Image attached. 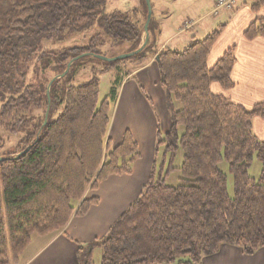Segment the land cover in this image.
I'll list each match as a JSON object with an SVG mask.
<instances>
[{"label": "trees", "instance_id": "obj_1", "mask_svg": "<svg viewBox=\"0 0 264 264\" xmlns=\"http://www.w3.org/2000/svg\"><path fill=\"white\" fill-rule=\"evenodd\" d=\"M142 2V11L106 13V0H0V129L20 135L15 149L0 155V264H17L33 235L58 233L73 216L84 215L97 202L84 198L87 190L109 176L131 173L140 157L137 144L126 131L117 146H110L111 112L123 80L156 57L171 128L164 135L157 131L155 161L139 197L103 239L79 247L78 264H92L95 248L99 264H200L221 245L240 248L246 256L264 248V139L252 130L253 119L264 118V108L246 109L210 91L212 83L224 90L234 86V47L207 66L223 25L203 39L191 38L182 51L157 53L149 39L138 54L113 63L90 56L104 44L99 34L81 46H43L97 26L110 48L132 53L144 41ZM249 6L257 14L264 0H250ZM259 36L264 23L256 18L244 37ZM80 55L85 56L50 86L48 106V84ZM85 59L101 63L100 72L115 71L103 100L98 77L74 85ZM46 69L50 75L41 79L39 71ZM179 149L183 159L176 168L172 162ZM254 158L261 166L258 178L248 174ZM222 163L232 176V195ZM174 171L179 183L168 185Z\"/></svg>", "mask_w": 264, "mask_h": 264}, {"label": "crops", "instance_id": "obj_2", "mask_svg": "<svg viewBox=\"0 0 264 264\" xmlns=\"http://www.w3.org/2000/svg\"><path fill=\"white\" fill-rule=\"evenodd\" d=\"M240 1H237L233 12L227 13L228 22L219 25H223L224 29L207 58V66L212 67L225 51L234 47L235 64L231 71L234 86L224 90L218 83H212L210 91L246 109L258 104L264 108V36L252 40L244 37L245 30L256 18L264 23V6L253 14L249 2ZM134 8L142 11L139 3ZM183 28H175L173 33L165 36L163 43L157 47V53L176 40L180 42L170 49L184 50L190 39L196 36L179 39L185 31ZM158 32L157 36L161 38L162 31ZM170 128L165 92L160 86L156 61L152 58L146 65L133 70L121 83L107 132L112 147L120 143L124 132L131 133L140 155L133 163L131 173L109 176L96 189L87 190L84 198L95 199L96 204L90 205L84 215L73 216L62 231L36 239V246L20 264H78L79 247L103 239L112 224L139 197L155 161L157 131L164 135ZM255 128L259 132L254 135L262 140L264 118L253 119L252 130ZM200 264H264V248L246 256L240 248L221 245L216 254L203 258Z\"/></svg>", "mask_w": 264, "mask_h": 264}, {"label": "rangeland", "instance_id": "obj_3", "mask_svg": "<svg viewBox=\"0 0 264 264\" xmlns=\"http://www.w3.org/2000/svg\"><path fill=\"white\" fill-rule=\"evenodd\" d=\"M151 7V30L149 33V39L153 41V46L157 49L163 43L164 37L173 33L174 29H178L179 27H183L185 23L191 22L193 25L190 29L183 31L182 36L179 39H183L182 37L190 38L194 34L196 39H203L206 37L212 30L218 29L219 25L228 22V18L226 17L229 11L221 10L217 15L210 14V10L212 6L215 4V0H149ZM238 0H235V5L232 8V12L235 9ZM241 3L249 2L250 0H241ZM137 3L141 6L142 10L144 9L142 0H106L104 11L106 13H111L113 11H127L134 8ZM250 7V6H249ZM158 27V28H157ZM158 29V30H157ZM162 31V37H158V31ZM101 35L104 44L99 48L98 56L113 58L121 55V48L113 47L110 48L108 46V40L103 35L102 30L95 26L93 30L86 32L75 34L73 36L67 37L62 43H52L51 41L44 42L43 46L46 48H53V50H61L63 48L81 46L87 44L88 40L94 35ZM143 35H145L143 33ZM180 42L176 40L169 44L166 48L170 49L173 45ZM171 50V49H170ZM85 63L86 66L80 70H77L74 74V85L83 84L90 80L93 76L98 77L99 79V99L103 100L108 96L111 85L115 78V71L109 70L106 72H100L99 67H101V63H99L95 59L87 60L85 59L82 64ZM40 65V64H39ZM92 67H97L95 72H91ZM136 70V69H134ZM50 70L46 69L43 71H39V76L48 77L50 75ZM34 75L30 74L28 78L31 80ZM1 104V102H0ZM254 134H257V129H254ZM20 135L11 136L7 135L5 132L0 129V155H3L7 152L13 151L17 146V142ZM264 139V138H263ZM261 141V139H258ZM163 147L159 149V156L157 160V164L159 165L163 156ZM183 159V153L181 149L176 152L175 158L172 162V165L178 168ZM168 160L165 161V166L167 165ZM166 168V167H165ZM220 170L227 176V190L229 195H232L233 192V182L232 176L228 173V167L226 163H222L219 166ZM261 166L256 158L253 159L251 166L249 167L248 174L252 178H258L260 174ZM179 173L177 171L172 172L168 179V185H176L179 183L178 181ZM0 195L2 199V186L0 180ZM39 235H33L31 241L25 251L20 255L18 263L22 262V259L27 256L32 249L36 246L35 241L39 239ZM100 250L95 248L92 251V264L100 263Z\"/></svg>", "mask_w": 264, "mask_h": 264}, {"label": "water", "instance_id": "obj_4", "mask_svg": "<svg viewBox=\"0 0 264 264\" xmlns=\"http://www.w3.org/2000/svg\"><path fill=\"white\" fill-rule=\"evenodd\" d=\"M144 1H145V6H146L147 14H146L145 23H144V26H143V31H144L143 33L145 34V35H144V41H143L142 45L140 46V48H138L137 50H135V51L132 52V53L121 54V55L116 56V57H113V58H106V57H102V56H98V55H90L91 57H95V58H97V59H99V60H101V61H103V62L113 63V62H116V61H121V60H125V59H128V58H131L132 56L138 54V53H139V52H140V51H141V50L147 45V43H148V41H149V31H148V26H149V23H150V21H151L152 13H151L150 1H149V0H144ZM84 56H85V55H80V56L75 57V58H73L72 60H70L69 63L67 64V66H66L65 71H64L61 75L54 77V78L50 81V83H49L48 86H47L48 106H49V89H50V86L52 85V83H53L56 79L64 77V76L67 74V72L69 71L71 65H72L75 61H77L78 59H80V58H82V57H84ZM155 60L157 61V60H158V57H156ZM47 116H48V109H47V112H46V114H45L44 124H45L46 121H47ZM25 152H26V150H25V151H22L21 153H19V154L17 155V157L20 156L21 154H24Z\"/></svg>", "mask_w": 264, "mask_h": 264}, {"label": "built area", "instance_id": "obj_5", "mask_svg": "<svg viewBox=\"0 0 264 264\" xmlns=\"http://www.w3.org/2000/svg\"><path fill=\"white\" fill-rule=\"evenodd\" d=\"M235 5V0H215L214 8L211 12L212 15H217L219 11H231ZM192 23H185L184 28L187 30L192 27Z\"/></svg>", "mask_w": 264, "mask_h": 264}]
</instances>
